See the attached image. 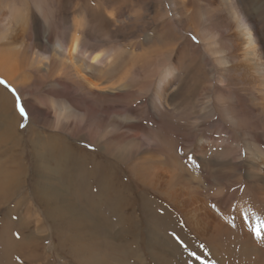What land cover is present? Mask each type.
Here are the masks:
<instances>
[{"label":"rangeland","instance_id":"rangeland-1","mask_svg":"<svg viewBox=\"0 0 264 264\" xmlns=\"http://www.w3.org/2000/svg\"><path fill=\"white\" fill-rule=\"evenodd\" d=\"M14 1L29 20L28 52L41 49L44 36L68 40L75 17L83 46L93 53L113 50L116 61L96 81L104 107L94 114L49 78L22 95L0 77L20 118L15 152L23 153L25 167L34 135L63 137L81 163L59 184L68 219L43 214L31 174L15 191L0 194V264H264V128L239 113L227 82H219V56L205 52L197 36L182 32L165 40L177 0H43L45 23L29 0ZM208 2L190 0L187 15L200 20ZM231 3L257 15L264 28V0H225V7ZM173 62L179 74L165 110L156 111V73ZM204 84L211 87L212 117L200 112L197 95ZM18 99L30 118L21 117ZM62 108L68 116L58 122ZM5 153L0 147V162ZM181 175L188 183L175 184ZM164 190L183 198L173 201ZM115 201L127 211L126 231L110 213ZM214 220L227 236L201 238L197 230L208 234L204 229Z\"/></svg>","mask_w":264,"mask_h":264},{"label":"bare ground","instance_id":"bare-ground-1","mask_svg":"<svg viewBox=\"0 0 264 264\" xmlns=\"http://www.w3.org/2000/svg\"><path fill=\"white\" fill-rule=\"evenodd\" d=\"M100 1L105 3L109 0ZM189 1L177 0L173 3L174 15L177 18L170 26L165 27V40L175 34L180 37L182 32H192L197 36L205 52L219 56L216 59L222 66L219 69V82H227L228 88L234 94L235 102L232 100L234 105L241 106L239 113L247 115L246 117L255 123L261 121L264 128V28L258 16L239 9L233 3L229 5V8L225 7V0H207L210 2L204 8L205 11L200 20H197L195 13L188 14L190 16L187 17ZM30 2L45 23L49 12L44 9L43 0H29ZM80 12L81 10H78L79 14ZM74 18L72 20L74 31L68 40L58 39L53 42L50 36H44L40 41L41 49L33 47V52H28L29 39L26 28L29 20L27 22L26 14L14 0H0V77L18 89L22 95H30L50 79L52 85L64 96H75L79 102L87 103L89 114H94L104 107L101 87L96 81L106 75V70L110 71L116 57L113 50L93 53L85 48L79 37L80 26ZM191 52L193 53V50ZM164 53L167 56L170 55V48H165ZM165 65L160 73H156L157 78L153 86L152 107L156 111H160L159 106L165 110V105L168 104V93L174 85L175 77L179 74V67L174 62L172 65ZM210 91L211 87L204 84L197 95L198 101L201 102L200 112L206 117H212L215 114ZM67 116L68 114L62 108L58 110L56 120L61 122L60 120L66 119ZM19 121L20 118L14 110L10 96L0 88V147L6 150V160L0 162V194L4 191L9 193L15 191L23 178L31 174L35 191L33 198L43 204L44 207L41 206L43 214L48 213L51 220L68 219V208L62 204L65 202L66 195L60 186L64 178L73 176V173L80 169L81 163L76 164L79 158L63 137L34 135L30 141L31 149L28 160L30 168L25 167L27 160L23 161V153L15 152L19 139L17 133ZM7 146H10L9 150ZM260 164L264 166V155L261 156ZM69 170L71 174H68ZM185 176H177L176 183H174H188L189 178L186 180ZM164 193L171 195L173 201H175L174 198L180 201L183 198L182 194L179 198L178 196L173 197L167 190H164ZM117 202L115 201L110 213L115 215L114 218H117L116 223L120 228L126 231L127 211L122 207L123 205L117 206L120 203L117 204ZM73 224H75L74 219L73 223H68V227H72ZM204 230L208 234L206 232V234H201L198 230L197 233L205 240H212L218 234L227 236L225 227L217 220H214L212 225ZM224 243L222 246L223 248L225 246L226 253L231 243L229 241H226L225 245ZM248 250L246 244L242 243L243 253L248 254ZM213 254L216 256L215 250Z\"/></svg>","mask_w":264,"mask_h":264},{"label":"snow or ice","instance_id":"snow-or-ice-1","mask_svg":"<svg viewBox=\"0 0 264 264\" xmlns=\"http://www.w3.org/2000/svg\"><path fill=\"white\" fill-rule=\"evenodd\" d=\"M0 84H5L6 87H9L7 83L3 80H0ZM12 91L15 93V89H12ZM17 104L19 107V112H20L21 117L26 118V119L30 118L29 114L25 111V108L19 105V99L17 100ZM24 126H25L24 124H21V127H24ZM253 231L256 233L257 236L259 235V232L257 230H253Z\"/></svg>","mask_w":264,"mask_h":264}]
</instances>
